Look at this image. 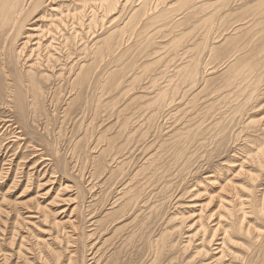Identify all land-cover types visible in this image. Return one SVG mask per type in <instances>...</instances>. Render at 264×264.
Masks as SVG:
<instances>
[{"label": "rangeland", "instance_id": "rangeland-1", "mask_svg": "<svg viewBox=\"0 0 264 264\" xmlns=\"http://www.w3.org/2000/svg\"><path fill=\"white\" fill-rule=\"evenodd\" d=\"M202 2L205 3L204 0L199 3ZM169 3L173 4L172 10L174 12L178 10L177 0L169 1ZM137 7L138 5L135 1H128V4L126 3L121 11L112 13L111 18H114L112 23L105 22V20L103 22L101 21L102 25L105 24V27L102 26L101 29L99 27L100 25H97V29L95 30H97L96 32L98 34H96V32H94L93 35H88L90 34L88 32L85 34V44H88V46H86L85 49L84 62L86 67L90 69L89 80L91 81L88 80L87 83H89V85H86V91L83 92L82 97L84 100H88H86L89 102L87 106L88 109L87 107H84V110H81V108H73L69 115L64 117L62 112L63 106L72 98L69 97L71 94L68 93L69 90L66 88L65 90L61 89L58 99L52 96L55 100H52V102L47 100L44 103L43 110H41V113L36 117L35 129L38 133L44 134L49 138V142L52 143L55 151H58H56V154L66 161L68 173H62L57 169V158L51 156V147L45 143L38 142V140H36V142L32 140V143L35 142L34 144L37 147L34 145V147H31L26 144L27 142L24 143L23 137L25 135H22L23 139L17 140L19 143L9 141V144H11L7 149L0 147V170L3 166V168L9 167L10 164L7 175L4 177L3 181H0V208L2 209L0 211V249L4 250L6 254L9 255L11 252L6 264H48V262L51 264H65V254H67L65 250L68 251L74 248H77V254L82 255V251L88 248L86 244L94 242L95 240L96 242L99 241V239H94L99 236V233H97L96 230L95 235H89L86 238L83 237L85 241L83 239H78L75 247L70 246L65 249L66 230H70L68 226L75 224L79 229L81 228L82 230L80 231L78 228L76 230L78 235L81 231L88 234L92 233V226H89V222H87L88 219H86L89 218L91 214L94 216V219L99 220L98 224L100 226L102 225L101 223H103V225L109 224L114 216H103L105 210L109 207L108 205H106V207L104 204L107 203V199L116 195V189H120L119 185L126 183L134 173H139L135 176L134 181L143 183V190L139 200H144V202L147 198L149 200L146 201V204H143V202L139 204L137 207L139 209L135 208V210H130L131 212L129 211L130 213H127V215L124 214L125 216L119 218L121 221L119 219L116 220L117 222L114 221V226L117 225L116 227L121 229H118L116 231L117 233L114 232V234L111 233L113 229L109 226V231L106 230L107 232L104 231L100 235V243H98V246L104 242L103 248H105L106 255L111 253L110 251L115 248L121 249L119 252V260L116 264H139L141 255L144 251H147L145 247L146 244L143 243V240H145L147 236H150V234L152 238H156L159 237L161 233H165L166 237H168V239L166 238L168 244L164 249L166 253L163 252V258L165 256L164 259H169V257H174L175 255L177 260L174 258L172 264H188L186 260L190 262V254L193 253L192 251L198 246L197 243L199 242V240H196L194 237L191 246H189L190 248L188 247L189 249L183 250L182 248L187 236H191L190 234H192L194 230L195 225H189L194 221H192L193 216L197 219V215L201 213L206 215L209 210L215 209V202L207 204L208 206L204 204L207 202L206 197L216 194L214 192H217V185L223 183L227 179H233L234 172L238 171L239 167L237 165L241 162L240 158L244 150L242 146L246 143V136H250L248 133H251L243 126L249 118H258L262 116L263 114L259 113L264 111V107L256 109L254 112L253 110H248L247 113L246 111L234 113L233 110L237 107L234 102H230L229 104V102L225 103L221 98H218L220 93L226 90L225 87L223 88L224 84L222 82L225 79L224 75H226V69L230 63V61H227L229 60L227 55L234 44L223 43L224 39L227 37V34H224V32L220 33L218 30H216L217 32L212 31L207 22L208 16H204L209 12L208 9L197 13L191 22L174 24L172 22L161 21L162 23L160 22V24H158V22L157 26L141 32L144 23L143 17H138V15L135 16V12L133 13ZM130 9H132L131 12L129 11ZM172 10H169L171 13L168 11L169 13H167V16H171L169 14H172ZM179 12L180 9L177 13L179 14ZM177 13H173L172 17L174 15L179 17ZM98 23H100V21L97 22V24ZM122 27L124 31L120 33L119 29ZM112 28L116 30L117 33L111 38L112 42L110 48L107 47L101 56L94 57V54L91 53L92 41L95 40V37L102 41L104 37L107 36V32L113 30ZM218 34L222 35L217 38ZM119 41V45L116 46ZM100 45L102 46V43H100ZM200 45L202 47L197 48ZM204 45L213 47L212 51L209 52L207 48H204ZM217 46L219 47L218 49ZM226 46L229 47L227 48ZM214 47L219 52L216 51ZM196 70L198 71L193 75ZM193 76L194 79L191 80ZM58 84L62 85L57 82L55 86ZM216 88L220 90L216 91ZM159 90L167 92L164 93L165 95L163 94L164 98L167 99V104L165 103V105H162L163 107L161 106V100L155 97ZM156 106H160L158 110ZM149 115H153V117L151 119H146ZM237 115L238 117H236ZM215 119L224 120L225 126H227L222 136V141L218 145H215L210 139V133L205 134V146L200 147L201 144H193L192 147L189 148V151L181 153L182 157L178 159V163H180L181 166L179 165V168L176 167L175 160L179 156L178 146H180V144H177L175 141L178 133L186 132L187 129L190 128L196 129L199 123L203 125L212 124ZM45 125L48 127L46 133L43 129ZM4 129L5 127L0 130V133ZM10 130H12L11 127H8V129L4 131L5 134L1 133L2 137L0 136V139L3 138L5 141L9 140L11 136L9 133L14 131ZM23 132L26 133V130L23 129ZM6 136L9 138L5 139ZM109 140H112V146L107 147ZM0 142L2 143V141ZM13 148L14 150H12ZM11 151H13V153ZM190 151L194 153L195 157H188L191 154ZM196 155H198V158ZM46 157H50L51 160H48ZM150 157H152V161H147ZM187 157L191 160H186L188 159ZM7 159H9V161ZM183 160L184 162L186 161V164L188 163L185 167L183 165ZM39 161L41 163H39ZM5 162L6 164H4ZM17 163L20 164L19 172L21 173H18L16 184H11L16 174ZM33 163H36V165ZM231 164H236V167H231ZM35 166L36 168H34ZM42 166L43 168H41ZM30 167H32V169H30ZM243 167L249 169L247 163H243ZM44 168L47 169H45V172ZM217 169L222 177L216 179L217 181L214 180L211 182V184H214L216 187L214 185L206 187L204 185L205 182H198L201 177L210 173H215ZM52 171H55V173L53 174ZM27 172H31V178L28 182L26 176ZM118 173L122 174L117 176ZM149 173H186L184 174L186 177L183 184L179 187H176L178 181H175V178H169L172 183L166 188H161L160 190H163L161 193L159 190L161 184L159 182L162 181V179L160 181L157 180L161 175L156 174L157 176H150ZM230 173L234 174L231 175ZM50 176L51 180L44 183ZM238 177H236L237 180L236 178L235 180L237 182H242L244 176L241 175ZM152 178L154 179L153 181ZM115 180L117 182L114 186L110 187ZM121 180L122 182H120ZM142 183H140L141 186ZM60 184L62 186H60ZM64 184L71 186L69 190L63 191ZM128 184H130V182H128ZM195 184L196 186L193 188ZM257 185H259V187L264 186V170ZM188 186H192L190 187V194L186 193V195L183 194L181 197L178 196L182 194L184 188ZM60 188L61 190L58 191ZM57 191L58 195L63 198H72L75 195L77 198H75L73 204H70L71 202H66V200H61L60 197H55V199H53ZM193 191H198L201 195L199 196L198 194L193 197L191 196ZM104 193L106 194L104 195ZM170 193H172L174 198L168 196ZM2 196L5 197L3 201L1 200ZM52 200L58 202H53ZM36 203L44 206L47 213L49 212L47 220L41 217V213H43L41 210H39V212L33 210V205ZM75 204L77 207L73 209ZM199 206H201V212ZM114 209L117 208L115 207ZM4 210L9 212H4ZM133 212H135L134 215H131ZM18 213L23 217H36H26L28 220L22 221L25 222V224L18 226V235L14 241L15 243H13L14 245L11 246L8 244V238L11 235L12 223L16 219ZM137 214L136 221H132L131 219ZM181 215L185 222H181ZM53 218L59 220L58 227L51 223ZM68 218L74 219V223L70 224ZM106 219L107 221L105 222ZM29 221L32 223H29ZM139 221H141V224ZM179 222L182 223L181 228L175 230V226L179 225ZM212 223H215V221L213 220L206 224L209 227ZM137 224H139V226ZM60 227H65V229H60ZM133 227L137 229V231L133 229L135 233L133 237L134 242L133 244H127L125 241L123 242V239L128 233H131L130 230ZM58 230L60 232V239L65 241H60L59 239L54 240ZM140 230L141 233H139ZM143 232L144 234L142 235ZM148 232H150V234ZM136 234L137 236H135ZM21 236H25L23 240L24 246L22 247L21 257L17 258L15 251L19 246ZM37 240L39 241L37 242ZM40 241L41 246L38 244L36 246V242L39 243ZM169 241H176L174 248H169ZM45 243L49 245H46V247ZM83 245L86 247L83 248ZM214 246L215 245L212 247ZM50 248L53 250L54 248H56L55 250L61 249L62 254L58 261H56L54 257L52 259ZM124 248L126 249L124 250ZM39 249H41V251L43 249L41 252L42 254L38 253ZM140 251H142L141 255H139ZM49 253L50 255L48 256ZM209 254L212 256L214 253H208L206 256L207 258L210 257ZM188 257H190V259ZM146 258L147 256L142 260L146 261ZM1 262L0 256V264H2ZM189 264L196 263L192 262Z\"/></svg>", "mask_w": 264, "mask_h": 264}, {"label": "bare ground", "instance_id": "bare-ground-1", "mask_svg": "<svg viewBox=\"0 0 264 264\" xmlns=\"http://www.w3.org/2000/svg\"><path fill=\"white\" fill-rule=\"evenodd\" d=\"M128 1H135L138 5L133 13L135 12V16L138 15V17H143L142 19L144 23L143 27L141 28V32L147 31L148 29L157 26V23L159 22L158 24H160L161 21L172 22L174 24L180 22H191L193 18H195L197 13L208 9L209 12L204 16H208L207 22L210 25L212 31L217 32L216 30H218L220 31V33L224 32V34H227V37L225 36L226 38L224 39L223 43L226 42V44H234L233 48L227 55L229 59L227 61H230V63L226 69L227 72L225 71V79L222 82L224 84L223 88L225 87L226 90H223L224 92L220 93V95L218 94L220 96H218V98H221L225 103L229 102L230 104V102H234L237 106L233 110L234 113H239L242 111H246L247 113L248 110H253L254 112L256 111V109L264 107V0H204L205 3H199L202 0H177L178 10H176L177 8L174 6L176 8L175 12L177 13L180 9L181 14L180 12L179 14L177 13L179 17L174 15V18L172 17L173 13H175L172 10L173 4L169 3V1L172 0H0V130L3 127H5V129L1 133H4V131H6L8 127H11V129L14 130H10L12 131L11 133H9L11 134L10 138L7 136L5 137V139L9 138V140L5 141L3 138L0 139V141H2V143L0 142V144L2 145H0L1 148L3 147V149H7L11 144H9V141H15L16 143H19L17 140L23 138L24 143L27 142V145H30L31 147L34 145L35 147H37L34 143L36 142V140H38V142L45 143L46 145L51 147V156L57 158V169H59L62 173H68V166L66 164V161L56 154L58 151H55L54 146H52V143L49 142V138L44 134L38 133L35 129L34 125L36 123V117L41 113V110H43L44 103L47 100H50V102H52V100L59 98L61 89L65 90L67 88L69 90L68 93L71 94L69 97H72L66 103V105L63 106L62 112L64 114V117L68 116L73 108H81L82 110L84 107L86 108L88 106V100L86 99V101L82 97L83 92L86 91V85H89V83L87 82L90 76V69L86 67V64L84 62V53L86 46H88V44H85V34L88 32L90 33L88 35H93V33L97 31L95 30L97 29V25H100V29L105 25H102V22L104 20L105 22L112 23L114 21V18H111L112 13L121 11L126 3L128 4ZM169 10L173 11L172 14H169L171 15V18L167 16V13L170 12ZM129 11L131 12L132 9H130ZM99 21L100 23L97 24V22ZM119 31L120 33H122V31H124L123 27L119 29ZM107 33L108 34L106 37L103 36L104 39L102 41H100L97 37L94 38L95 40L93 39L94 41H92L91 44L92 52H90L94 54V57L101 56L103 51L105 52V49L107 47L110 48L112 42L111 38L117 32L113 29L112 31L109 30ZM96 34L98 33L96 32ZM220 35L222 34H218L217 38ZM100 43H102V46L100 45ZM119 43L120 41L116 46H118ZM200 47L202 46L200 45L197 48ZM204 48H207L210 52L212 51L213 47L204 45ZM218 48L219 47L217 46V49ZM217 49L216 51H218ZM197 71L198 70H196L193 75L196 74ZM193 79L194 76L191 80ZM57 82L61 83L62 85L58 84V87L55 86ZM94 87L96 89L95 85ZM219 90L220 89H217L216 91ZM163 91L164 90H159L155 96L156 99L161 100V106L165 105L167 100L163 96V94L167 92ZM52 96L55 97V99H53ZM158 107L156 106L157 110ZM259 114L263 115L258 118H249V120H247L243 126L247 131L249 130L251 133H248L250 136L248 137L247 135L245 138L246 143L244 144V146H242L244 150L242 151L243 154L240 158L241 164L239 163V165H237L239 167L238 171L236 170L237 172H234L233 170V172L235 173H233L234 178H231V180L227 179L223 183L217 185V192H214L216 194L213 195L211 193L212 195L208 196L205 193L208 197H206L207 202L205 200L206 203L204 204L207 205L215 202V209L209 210L208 213L205 212L207 213L206 215H203L202 213L200 215H197V219H195L193 216L192 221H194L189 224L195 226L192 234H190L191 236L186 235L187 238L182 245L183 250H186L189 246H191L194 237L196 240H199V242L197 243L198 246L195 247L192 251L193 253L190 254L191 259L190 257H188L190 259V262L186 260L188 264L192 262H195L196 264H264V186L259 187V185H257L264 170V111ZM231 115L233 116L232 113ZM152 117L153 115H149V117H147L146 119H151ZM236 117H238V115ZM226 127L227 126H225L224 120L215 119L213 120L212 124L203 125L202 123H199L196 129L190 128L187 129L186 132L178 133L175 141L177 142V144H180V146H178L179 156L177 159L175 158L176 167L179 168L180 163H178V159H181V153H186L187 151H189V148L192 147L193 144H201L200 147L205 146V134L210 133V139L214 142L215 145H218L222 141L221 139L226 130ZM23 129L26 130V133L23 132ZM43 129L45 130V133L46 131H48V127H46V125ZM1 133L0 136L2 135ZM22 135L25 136L22 138ZM32 140H34L35 142L32 143ZM110 146H112V140H109L107 143V147ZM12 150H14V148ZM11 152L13 153V151ZM198 155H196L197 158ZM190 156L195 157L194 153L192 152L188 157ZM50 157L46 158L48 160H51ZM151 158L152 157L148 158L147 161H152ZM9 159L7 160L9 161ZM186 160L189 161L191 159L188 158ZM39 163L41 162L39 161ZM243 163H247V166L249 165V169H245V167H243ZM4 164H6V162ZM33 164L36 165V163ZM187 164L186 161L184 162L183 160L184 167ZM16 165V174L14 175L11 184H16L18 173H21L19 172L20 164L17 163ZM235 165L231 164V167ZM3 167L0 170V181H3L4 177L7 175L10 169V164L9 167ZM34 168H36V166ZM41 168H43V166ZM30 169H32V167H30ZM45 169L46 168H44V172ZM218 169L216 170L217 173L215 171V173L207 174L204 177H201L200 181L198 182H205L204 185L206 187L214 185L211 184V182L218 179L219 177H222L220 173H218ZM55 171H52V173L54 174ZM121 174L122 173H118L117 176H120ZM138 174L139 173H134L132 176H130L129 180H127L126 183L120 184V189L115 188L117 192L116 195L106 200L107 203L104 205H108L109 207L105 210L103 216H114L110 220L109 224L103 225V223L100 222L102 224L100 226L98 224L99 220L94 219V216L91 214L90 217L86 219H88L87 222H89V226H92L93 232L88 234L84 231H81L78 235L76 231L78 227L75 224H71L74 223V219L72 220L70 219V217L68 218V222L71 224V226H68L70 227V230H66V241L60 239L59 230L63 228L65 229V227H60V229L56 232L57 234L54 240L59 239L60 241H65V249L69 248L70 246L75 247L78 239H83V237L86 238L89 235L92 236L93 234L95 235L96 230L97 233H99V236L94 238L99 239V241L96 242L95 240L94 242L86 244L88 248L87 250L84 249L85 251H82V255L77 254V248L68 251L65 250L67 253L65 254L66 256L64 259L65 264H116L118 262L120 254L119 252L121 249L119 250L115 248L110 251L111 253L106 255L104 250L105 248H103L104 242H102L99 246L98 243H100V235L104 231L108 230L109 226H111V228L113 229V232L111 233H114L118 229H121L116 227L117 225L114 226V221L122 216H125L124 214L127 215V213H130L132 209L135 210V208H137L142 202L143 204H146V201L149 200L148 198L145 202L144 200H139L143 190V183L140 182L142 183L141 186L138 181H134L135 176H137ZM156 174L161 175L159 176V179L157 178V180L160 181L162 179V181L159 182L161 184V186H159V190L161 188H166L170 185V183H172L169 180V178L171 179V177L175 178V181H178L176 187L182 185L186 177V175L184 176V174L186 173H149L150 176H154ZM241 175L244 176V179L242 180V182H237L236 177ZM26 176L28 182L31 178V172H27ZM50 178L51 176L44 183H46L48 180H51ZM153 180L154 179L152 178V181ZM116 182L117 181L115 180L110 187L114 186ZM120 182H122V180ZM128 182H130V184H128ZM60 186L62 185L60 184ZM195 186L196 184L193 186V188ZM70 187L71 186L64 184L63 191L69 190ZM190 187L192 186L184 188L182 194L178 196L181 197V195L183 194H188L190 192ZM60 190L61 188L58 189V191ZM58 191L54 195L53 199H55V197H60L61 200H66V202H71L70 204H73L75 198H77L76 195L72 198H63L58 195ZM161 191L163 192V190H160V192ZM106 193H104V195ZM199 193L200 192L198 191H193L191 196H197ZM200 195L201 194H199V196ZM168 196L171 197L172 193H170ZM4 198L5 197L2 196L1 200L3 201ZM75 207H77L76 204L73 206V209H75ZM115 207L117 209H114ZM199 208L201 212V206H199ZM29 209L32 210L31 208ZM1 210L2 209L0 208V211ZM5 210L4 212H9ZM33 210L36 212H39V210H41L43 212L41 213V217L44 220H47V218L49 217V212L47 213V211L44 209V206H41V204L39 203L33 205ZM134 213L135 212H133L131 215H134ZM138 214L135 215L131 220L136 221ZM26 217L36 216L23 217L19 213L16 215V219L12 223V230L10 231L11 235L8 238V244H10L11 246L14 245L13 243H15L14 241L16 239V236L18 235V226L25 224V222H22L23 220H28L26 219ZM205 217L207 221L205 220ZM180 220L181 222H185L183 217ZM213 220L215 221V223H212V225L208 227L206 223H209ZM51 221V223L55 226H59L58 219L53 218ZM106 221L107 219L105 220V222ZM139 222L141 224V221ZM181 222H179V225L175 226V230L181 228ZM29 223L32 222L29 221ZM137 225L139 226V224ZM133 229L134 227L131 230ZM80 230L82 229L80 228L79 231ZM131 230V233H128L123 239V242L125 241L127 244H133L134 242L133 237L135 233L134 230ZM135 231H137V229ZM139 233H141V230ZM148 233L150 234V232ZM143 234L144 232L142 233V235ZM135 236H137V234ZM24 237L25 236H21V241L19 242V246L15 251V253L17 254V258L21 257L22 247L24 246ZM166 238L168 239L165 233H161L159 237L156 238H152L151 234L150 236H147L145 240H143V243L146 244L145 247L147 251L143 250L144 252L142 255V251H140L139 255H141V260L139 264H172L175 255L174 257H169V259H164L165 256L163 258V252L165 251L164 249L168 244ZM38 241L39 240H37V242ZM37 242L36 246L37 244L41 246V241L39 242L40 244ZM175 244L176 241L170 242L169 248H174ZM46 245L47 244L45 243V246ZM213 245L215 246L212 247ZM86 246L83 245V248ZM55 249L56 248H54V250L50 248L49 250L52 253V259L54 257V259L58 261L62 254V251L61 249ZM125 249L126 248H124V250ZM42 251L41 249H39L38 253L42 254ZM210 252L214 254L212 256L209 254L210 257L207 258L206 256ZM10 255L6 254L4 250L0 249V256L2 260L1 263L6 264ZM49 255L50 253L48 254V256ZM146 256V261L142 260ZM175 260H177V258H175ZM48 264L51 263L48 262Z\"/></svg>", "mask_w": 264, "mask_h": 264}]
</instances>
